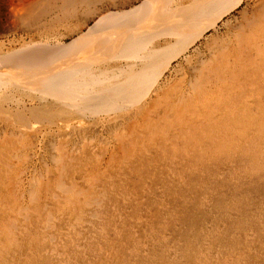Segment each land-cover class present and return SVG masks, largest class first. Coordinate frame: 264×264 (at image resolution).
Returning a JSON list of instances; mask_svg holds the SVG:
<instances>
[{
	"label": "bare ground",
	"instance_id": "bare-ground-1",
	"mask_svg": "<svg viewBox=\"0 0 264 264\" xmlns=\"http://www.w3.org/2000/svg\"><path fill=\"white\" fill-rule=\"evenodd\" d=\"M8 8L0 11V186L14 204L1 198L0 214L24 215L43 199L58 217L102 218L108 193L80 188L82 171L96 182V167L130 164L145 142L165 154L222 132L242 148L264 138V0H23ZM14 229L5 230L9 244Z\"/></svg>",
	"mask_w": 264,
	"mask_h": 264
},
{
	"label": "rangeland",
	"instance_id": "rangeland-1",
	"mask_svg": "<svg viewBox=\"0 0 264 264\" xmlns=\"http://www.w3.org/2000/svg\"><path fill=\"white\" fill-rule=\"evenodd\" d=\"M17 1L1 0L0 11L8 13ZM221 135L217 141L187 139L165 154L145 142L130 164L107 172L96 167L91 176L99 182L84 180L88 173L82 171L80 188L94 184L90 193H108L102 218L58 217L57 206L43 199L24 215L0 214V264H264V138L242 148L233 134ZM0 191L1 201L6 192ZM12 223L9 244L5 230Z\"/></svg>",
	"mask_w": 264,
	"mask_h": 264
}]
</instances>
